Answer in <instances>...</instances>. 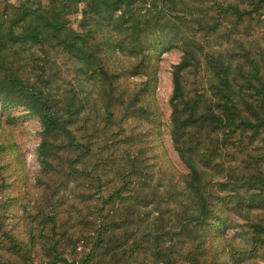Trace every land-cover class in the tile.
Returning <instances> with one entry per match:
<instances>
[{
    "label": "rangeland",
    "instance_id": "374dc122",
    "mask_svg": "<svg viewBox=\"0 0 264 264\" xmlns=\"http://www.w3.org/2000/svg\"><path fill=\"white\" fill-rule=\"evenodd\" d=\"M0 264H264V0H0Z\"/></svg>",
    "mask_w": 264,
    "mask_h": 264
},
{
    "label": "trees",
    "instance_id": "16d2710c",
    "mask_svg": "<svg viewBox=\"0 0 264 264\" xmlns=\"http://www.w3.org/2000/svg\"><path fill=\"white\" fill-rule=\"evenodd\" d=\"M228 117V116H227ZM50 118H51V115L50 113H46L45 114V121H47V123L50 122ZM172 118H173V121L176 122L177 121V124L178 122L180 121V114H179V111L177 110V107H174L173 108V111H172ZM244 123L248 126V127H251V128H259L261 125H262V120L260 121H256V122H253L251 120H244ZM181 124V122H180ZM179 126H177L174 130H173V135L175 137V140L178 138L177 135L179 133ZM182 154V151L180 152Z\"/></svg>",
    "mask_w": 264,
    "mask_h": 264
}]
</instances>
